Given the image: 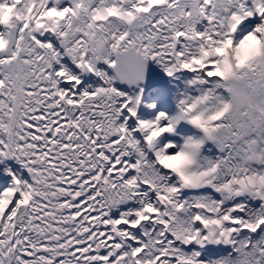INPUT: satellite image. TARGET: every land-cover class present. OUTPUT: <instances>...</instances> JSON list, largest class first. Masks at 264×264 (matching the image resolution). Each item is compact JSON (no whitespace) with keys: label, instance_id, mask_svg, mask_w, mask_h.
<instances>
[{"label":"snow or ice","instance_id":"snow-or-ice-1","mask_svg":"<svg viewBox=\"0 0 264 264\" xmlns=\"http://www.w3.org/2000/svg\"><path fill=\"white\" fill-rule=\"evenodd\" d=\"M0 264H264V0H0Z\"/></svg>","mask_w":264,"mask_h":264}]
</instances>
